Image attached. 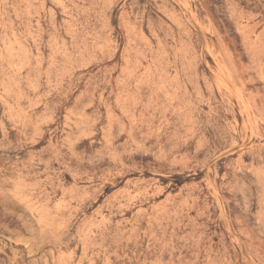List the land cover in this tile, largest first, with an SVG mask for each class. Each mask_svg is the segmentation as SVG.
<instances>
[{"label": "rangeland", "instance_id": "1", "mask_svg": "<svg viewBox=\"0 0 264 264\" xmlns=\"http://www.w3.org/2000/svg\"><path fill=\"white\" fill-rule=\"evenodd\" d=\"M0 264H264V0H0Z\"/></svg>", "mask_w": 264, "mask_h": 264}]
</instances>
